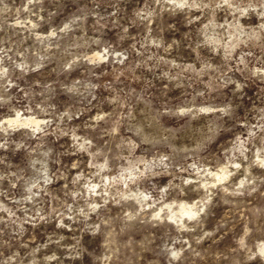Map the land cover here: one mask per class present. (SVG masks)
<instances>
[{
	"label": "rangeland",
	"instance_id": "obj_1",
	"mask_svg": "<svg viewBox=\"0 0 264 264\" xmlns=\"http://www.w3.org/2000/svg\"><path fill=\"white\" fill-rule=\"evenodd\" d=\"M0 68V264H264V0H0Z\"/></svg>",
	"mask_w": 264,
	"mask_h": 264
},
{
	"label": "bare ground",
	"instance_id": "obj_2",
	"mask_svg": "<svg viewBox=\"0 0 264 264\" xmlns=\"http://www.w3.org/2000/svg\"><path fill=\"white\" fill-rule=\"evenodd\" d=\"M101 57L98 55V58H101ZM21 117L22 116H20L19 113L16 112L14 114V117L13 118L11 117L7 121H8V123L9 122H11V123L15 122L16 125H17V123H19V125L21 124L23 126L24 125L28 126V124H33V125L37 126L39 121H40V120L34 119L32 117L25 118L26 117L25 115H24V119L21 118ZM256 153L257 152H255V154ZM256 156H257L258 159H260V161H262V163H264V155H260L259 153H257ZM239 167H240V164H239L238 161H235V160L231 159L230 157H227L226 163H224L217 171H209L208 174L211 176V178H209L210 180L209 179H207V180L209 181L210 184L214 185L216 183L224 182L225 180H227L229 178H232L233 176H237V178H238L237 185H239V186H243V185L248 184L249 182L253 181V178L250 177L248 174H246L247 173L246 172L247 168L241 169ZM240 170H243V172L245 173V175L243 177L242 176L239 177L237 175V172H239ZM209 190L211 191V188ZM132 194L137 198L136 200H139V201L142 200V199H145L147 197V195H148L146 192H143L141 189L132 191ZM209 201H211V196L208 194L207 196H205L204 201L202 200L200 202L201 203V205H200L201 207L197 206L196 204H192V205L190 204L189 205V203L187 204V203H184L183 201L179 202L178 205H177V208H175V211L171 210L172 211V215L170 216V219L174 220L173 222H176V223H180L181 222V224H182L183 223V216L191 217V218L192 217H196L202 207L208 206L207 204H209L208 203ZM262 250H264V248H262Z\"/></svg>",
	"mask_w": 264,
	"mask_h": 264
}]
</instances>
